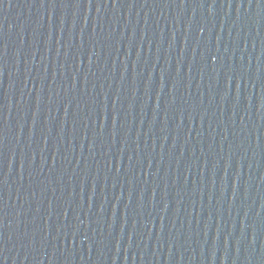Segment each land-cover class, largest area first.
Returning a JSON list of instances; mask_svg holds the SVG:
<instances>
[{
	"label": "water",
	"instance_id": "water-1",
	"mask_svg": "<svg viewBox=\"0 0 264 264\" xmlns=\"http://www.w3.org/2000/svg\"><path fill=\"white\" fill-rule=\"evenodd\" d=\"M0 264H264V0H71L0 111Z\"/></svg>",
	"mask_w": 264,
	"mask_h": 264
}]
</instances>
